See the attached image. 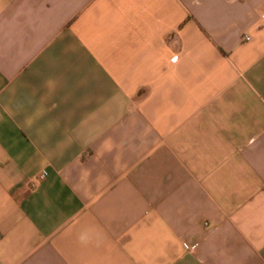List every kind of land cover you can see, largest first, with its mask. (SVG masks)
<instances>
[{
  "label": "crops",
  "instance_id": "obj_1",
  "mask_svg": "<svg viewBox=\"0 0 264 264\" xmlns=\"http://www.w3.org/2000/svg\"><path fill=\"white\" fill-rule=\"evenodd\" d=\"M0 264H264V0H0Z\"/></svg>",
  "mask_w": 264,
  "mask_h": 264
}]
</instances>
